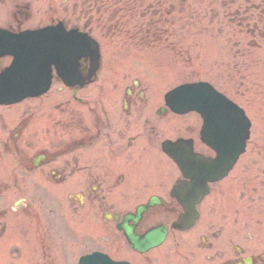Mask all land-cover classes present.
<instances>
[{
    "label": "flooded vegetation",
    "instance_id": "flooded-vegetation-1",
    "mask_svg": "<svg viewBox=\"0 0 264 264\" xmlns=\"http://www.w3.org/2000/svg\"><path fill=\"white\" fill-rule=\"evenodd\" d=\"M46 5V24L61 21L93 37L106 32L109 44L136 56L139 70H127L128 76L135 72L134 80L109 93L102 88L95 92L92 84L59 88L73 95L74 104L46 97L36 126L33 115L20 121L15 110L6 109L10 105H0V239L8 235L17 239L14 245H23L25 238L31 242L28 224H45L52 191L59 214L65 203L81 218L77 247L99 233V219L106 252L134 264H264V248L253 246L255 234L242 238L238 227L227 228L223 216H201L187 231L174 227L181 210L172 194L178 171L168 156L164 168L161 162L162 141L178 135L174 127L172 135L161 136L160 96L152 98L142 82L146 70L178 65L190 76H205L199 70L206 68L217 77L235 76L233 69L255 62L258 47L264 46V0H77L74 7L48 0ZM10 9L13 22L0 25L11 30L35 18L28 2H16ZM104 62L102 56L98 78ZM79 64L82 77H89L91 58L82 57ZM195 134L186 136L195 141ZM153 198L155 203L138 221L125 220L127 212ZM47 223L55 226L53 218ZM123 223L141 237L162 225L166 240L137 251L121 230ZM49 232L37 234V256L43 264H73L67 248L53 246L51 233L47 240ZM68 233L60 231L55 239Z\"/></svg>",
    "mask_w": 264,
    "mask_h": 264
},
{
    "label": "rangeland",
    "instance_id": "rangeland-1",
    "mask_svg": "<svg viewBox=\"0 0 264 264\" xmlns=\"http://www.w3.org/2000/svg\"><path fill=\"white\" fill-rule=\"evenodd\" d=\"M22 1L28 2L34 8L35 18L31 21H28L27 24L23 25L22 27L16 29H23L28 27L32 28L36 25V20L38 19H40L39 23H45L43 21V18H45L43 13L47 0H5V2L1 0L0 21L13 22L10 8L11 6H14L16 2ZM73 2L74 0L56 1L59 6L66 4L72 5ZM69 16V14L65 13H58L57 15V17L66 18H69ZM95 34L100 40L101 45L106 46V50H104L103 47L102 51L106 62H104L103 76L100 78L99 82L92 87L94 88V90L96 89L97 92L100 88L103 89V92L108 93L111 92L114 87L115 89H113V91L121 90V88H124L127 84H130L134 80L132 76L135 75V72L134 74L128 76L126 71L139 70L137 62H134L137 61V58L136 56L127 55L126 51L119 49L115 43L114 46L112 44H109L107 42L108 37L105 35V32L97 31ZM218 62L219 58H217V63ZM227 65L228 64H225V68L227 67ZM236 65L237 64L231 66L235 68ZM233 70V74L235 76L232 77H217V73L212 68H210L209 71L208 68H206V77L188 78L183 74H178V76H175L174 72L173 74L158 72V70L154 68L149 69V71L151 72H148V70H146V76L144 75L142 80L143 85L150 90V95L152 98H154V95L156 97L160 96L161 105H164V94L170 88L186 81L208 80L212 82L218 89L223 91L225 94H227L229 97L237 101L245 108L253 123L251 128V138L248 141L247 150L241 156L238 164L232 170L229 177L219 184L217 183L214 185L212 195L210 196V198H207V201L201 204V209L203 216H223V219L228 226L227 228L232 229L238 227L241 231L242 238L246 237L247 233L255 234L253 246L256 245L257 247L262 249L264 248V46L257 49L256 62L253 64L252 68L250 67L249 62H245L240 65L239 69L236 68ZM116 87L118 89H116ZM94 90L90 92H93ZM60 91L61 89H57L56 87H54L51 91V94L45 97L63 100H67V97H71L68 92ZM35 101H38L37 104L39 103V108L43 109L44 104L42 103V98ZM30 102L36 103L29 100L13 107V109L18 113V119L21 118L23 112V114L27 113V108ZM152 102L153 101H151V103ZM34 114L35 115H33V119H36L34 126H36V122L40 123L39 121H37V119L40 120L41 114L40 111L38 112V110ZM30 118L32 119V117ZM26 122L22 124L24 125L23 128H25L27 124ZM160 124L162 137L172 135L170 129L174 127L176 128L175 135L178 136L189 135L196 131L197 135H195L197 137L198 147L201 148L200 150H203L206 153H211L210 150L202 145L199 141V129L202 124V119L197 113H189L184 116H175L173 114L167 113L161 116ZM188 126H191L190 130H188ZM23 136H26V133H24ZM165 166L166 163L163 159L161 162V167L164 168ZM66 193H70V191H66ZM35 195L36 191H34L33 197H35ZM19 196L20 195H18V197ZM49 203V209H51L53 206L58 205L53 193L50 194ZM39 208L41 211L43 210L42 207L39 206ZM60 217L70 219L69 225L66 224L59 226L56 221H59ZM48 219L49 218L46 219V222L48 221ZM80 219L81 218L77 216V211L69 209L67 205L63 203V210L61 214L54 218L55 227L53 228L51 223V229H49L50 232L47 229V231L49 232V237L47 240L50 239L51 233V240H53L54 243L55 236H58L60 231L67 230L66 227L69 230V234L71 233L70 236H72L77 229V221ZM40 221L43 222V220ZM83 223L84 222L79 224L83 226ZM56 224L58 225L57 227ZM45 225H39L36 222L31 224V226L28 224V226L30 227L29 229H31L32 233L30 234L31 242H28L26 238L24 239V246L27 248L26 250H24V252L27 253V259L24 255L21 254L22 251L18 250L17 248L11 247V244H13V242L17 240L15 237H11L10 245L7 246L11 248V255L8 251L5 260V249L2 248L0 250V263L2 259V263L4 264H43V262L40 260V257L37 256V252L33 248L39 246L36 236L39 232L45 229ZM97 230L99 231L98 227ZM67 236L68 234H65L62 237L63 243L66 240H69ZM4 238L0 240V244L3 242ZM6 238L4 240H6ZM53 245H55V243ZM71 246H73V244ZM74 246H76V244ZM98 246L104 247L105 245L101 242H98L95 238L88 236L82 239V244L78 246V249L81 251H86L89 249L98 248ZM74 251L76 263V259L78 256L77 248H75Z\"/></svg>",
    "mask_w": 264,
    "mask_h": 264
},
{
    "label": "water",
    "instance_id": "water-1",
    "mask_svg": "<svg viewBox=\"0 0 264 264\" xmlns=\"http://www.w3.org/2000/svg\"><path fill=\"white\" fill-rule=\"evenodd\" d=\"M200 86H202V84L183 85L173 91L170 98L178 112L182 113L191 109L202 112L208 128L211 127L213 129L211 140H217V128H222L223 126L228 127L231 119L230 114L236 119L242 120V123L246 122L247 126L250 125L248 118L245 116V112L237 105H232L231 102L221 97L214 98V92V95L204 94L202 89H198ZM185 143L186 141L182 140L176 143L166 142L165 150L177 160L185 171L186 176L192 179L178 195L179 199L184 203L187 216L192 217L197 215L194 207L195 204L201 201L209 192V181L221 179L228 173L238 157V150L232 157L229 147L225 144L222 146L223 148L219 150L222 154L216 159L198 158L197 160H193ZM190 201H192L194 205H190ZM189 220L190 219L187 218V221ZM153 237V234H150L147 240L151 241ZM160 240L158 241L159 243L161 242ZM83 262L84 264H115L107 257L96 255L90 256L86 260L83 259Z\"/></svg>",
    "mask_w": 264,
    "mask_h": 264
}]
</instances>
